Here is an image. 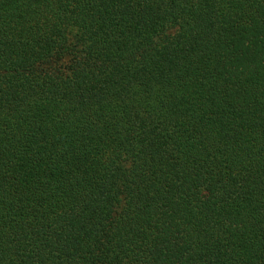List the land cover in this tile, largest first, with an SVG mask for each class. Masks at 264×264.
<instances>
[{"label":"trees","instance_id":"obj_1","mask_svg":"<svg viewBox=\"0 0 264 264\" xmlns=\"http://www.w3.org/2000/svg\"><path fill=\"white\" fill-rule=\"evenodd\" d=\"M0 264H264V0H0Z\"/></svg>","mask_w":264,"mask_h":264}]
</instances>
